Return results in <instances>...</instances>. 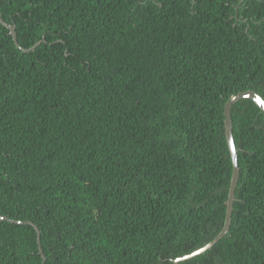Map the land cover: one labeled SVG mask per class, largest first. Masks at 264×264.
<instances>
[{
  "label": "trees",
  "instance_id": "16d2710c",
  "mask_svg": "<svg viewBox=\"0 0 264 264\" xmlns=\"http://www.w3.org/2000/svg\"><path fill=\"white\" fill-rule=\"evenodd\" d=\"M0 214L44 264H174L222 229L224 103L264 98V0H0ZM34 46V49H30ZM228 232L264 264V111L232 104ZM0 264H42L0 220Z\"/></svg>",
  "mask_w": 264,
  "mask_h": 264
},
{
  "label": "water",
  "instance_id": "95a60500",
  "mask_svg": "<svg viewBox=\"0 0 264 264\" xmlns=\"http://www.w3.org/2000/svg\"><path fill=\"white\" fill-rule=\"evenodd\" d=\"M0 22L7 26L9 28V31L12 35L14 43L20 47V45L17 42V37L15 33V29L13 25L7 23L2 16L0 15ZM30 49H34V46L31 47ZM251 98L263 111H264V98L255 92L254 90L247 89V90H242L237 93L231 94L228 99L224 103V126H225V135H226V141L228 144L229 152L231 155L232 159V164H233V169H232V174H231V179H230V184H229V190H228V197L226 199V214H225V220L222 229L217 233V235L211 239L209 242L204 244L203 246L191 251L190 253L184 254L183 256L177 257L173 260L174 264H178L179 261L190 258L194 255H197L206 249L212 247L216 242H218L229 230V225L231 221V214L233 210V201H234V193H235V188L237 185V180H238V163H237V150L233 138V133H232V122H231V115H230V110L231 106L233 103H235L237 100L240 98ZM0 220H8V221H13L16 223H28L31 224L36 231L37 234V242H38V249L39 252L42 256V264H44L43 258V250L40 246V230L38 226L31 220H17V219H11L7 215H2L0 214ZM203 250V251H201Z\"/></svg>",
  "mask_w": 264,
  "mask_h": 264
},
{
  "label": "snow or ice",
  "instance_id": "6c2138e0",
  "mask_svg": "<svg viewBox=\"0 0 264 264\" xmlns=\"http://www.w3.org/2000/svg\"><path fill=\"white\" fill-rule=\"evenodd\" d=\"M201 251H203V250H201Z\"/></svg>",
  "mask_w": 264,
  "mask_h": 264
}]
</instances>
